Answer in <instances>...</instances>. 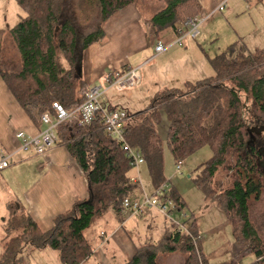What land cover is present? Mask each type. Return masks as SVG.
Masks as SVG:
<instances>
[{
  "label": "trees",
  "instance_id": "1",
  "mask_svg": "<svg viewBox=\"0 0 264 264\" xmlns=\"http://www.w3.org/2000/svg\"><path fill=\"white\" fill-rule=\"evenodd\" d=\"M16 1L25 16L9 35L20 62L16 66L3 63L5 33L0 29V77L33 118L46 113L54 116L55 102L69 112L76 110L90 89L81 74L82 54L105 37L103 25L108 19L136 0H76L82 18L92 21L95 14L99 18L88 33L77 26L74 13L67 14L71 0ZM200 16L198 0H165L164 8L149 22V33L156 39L161 31L172 29L182 37L186 23ZM209 63L213 76L182 88H165L140 113L125 110L126 136L144 158L155 189L167 184L164 144L176 164L210 148L212 157L197 168L194 182L199 188L208 183L215 186L212 193L221 201L242 250L237 259L224 264H239L248 255L255 257L252 264H264V239L249 209L251 201L260 202L264 195V131H258L264 128V50L251 52L237 41L226 52L209 58ZM131 69L111 73L105 82ZM107 110L116 112L104 106ZM163 114L169 122L165 142L158 132ZM56 136L84 172L89 198L57 216L47 231L38 227L19 201L11 203L0 264H24L28 249H52L61 264H85L94 254L88 236L91 227L108 212L121 216L123 200L136 198L140 184L129 176L131 159L104 130L102 112L89 125L82 126L77 120L61 123ZM221 174L228 177V183L219 188ZM167 189L163 201L172 202L173 210H181L183 199L173 188ZM187 223L182 228L174 224L162 241L138 248L122 264H159V256L177 252L185 255L184 264H208L200 251L196 223L188 227Z\"/></svg>",
  "mask_w": 264,
  "mask_h": 264
},
{
  "label": "crops",
  "instance_id": "2",
  "mask_svg": "<svg viewBox=\"0 0 264 264\" xmlns=\"http://www.w3.org/2000/svg\"><path fill=\"white\" fill-rule=\"evenodd\" d=\"M156 1H159L162 10L165 0ZM198 1L202 7V15H208L225 0ZM232 1L234 0H228L227 8L223 11L227 12L229 17L238 13L236 9L238 5ZM229 3H231L230 7ZM217 13L214 12L211 17ZM144 21L150 22V14L143 13L134 4L116 13L104 23L105 37L89 46L82 54L81 74L89 88L106 85L105 78L111 73L117 74L122 70L137 67H140L141 71L149 68L145 71L149 73H142L143 80L139 87H145L149 78H152V89H156V86L162 89L182 88L186 83H195L191 82L194 78L188 72L186 65L188 56L186 50L192 46V44L188 45L190 39L184 37L178 43L177 39H173L176 34L174 31L166 33L165 40L169 46L163 44L167 50L155 56L157 43L164 42L159 39L160 33L156 39L153 38ZM204 31L202 33H205ZM184 42L187 44H183ZM182 44L185 47L180 48ZM171 55L173 57L176 55L177 58L173 60ZM124 93L125 91L109 90L103 95L105 96L103 102H109L108 107L116 112L125 113L126 110L131 113L133 106L130 100L125 98ZM157 93L151 92V98L143 111ZM45 129L46 125L41 123L40 117H31L16 101L0 77V160L2 155L9 157V167L0 172V259L3 254V243L7 238L5 224L11 203L19 201L38 227L42 231H47L52 227L57 216L70 211L76 203L89 198L87 178L63 144L57 143L40 155L33 149L21 150L23 140L17 138V133L23 132L26 137L34 138ZM144 165L136 168L142 182V186H139L135 192L134 197L137 201H143L146 196L153 194L155 189L149 180L148 168ZM169 169L164 168L166 185L170 187L169 184L172 183L175 186L174 190L184 201L183 208L176 209L178 212H183L182 219L176 221L172 210L171 222L178 226L188 222L187 227L192 222L196 223L201 239L200 251L208 264H224L237 259L240 247L234 239L232 224L221 202L212 194L215 186L208 183L203 188L197 187L194 182L197 169L191 174L193 177L190 175L187 179L176 172L170 175ZM136 183H139V180H136ZM158 213L154 208L145 207L138 215L130 213V216L129 213L123 212L118 217L113 212L105 214L96 222L99 223L101 232L88 234L94 243V254L85 264H122L132 259L138 248L148 245L142 244L143 236L149 235L152 239L153 231L157 233L154 237L159 234L158 220L156 221ZM214 214L217 218L205 221ZM137 216L140 218H136ZM161 216L163 215L160 214ZM189 218L193 220L187 221ZM144 226L148 231L140 234ZM173 228L174 224L167 223V227L164 224L160 241ZM133 232H137V236ZM151 239L148 237L147 241ZM254 261V255H248L241 259L239 264H252ZM158 263L184 264L185 255L177 252L159 256ZM24 264H61V261L59 255L50 249L35 251L28 249L25 250Z\"/></svg>",
  "mask_w": 264,
  "mask_h": 264
},
{
  "label": "rangeland",
  "instance_id": "3",
  "mask_svg": "<svg viewBox=\"0 0 264 264\" xmlns=\"http://www.w3.org/2000/svg\"><path fill=\"white\" fill-rule=\"evenodd\" d=\"M158 2L159 1L156 0H136L135 3L138 6L139 10L143 11V13L150 14V20H151L160 11ZM232 2L238 5V7L236 8L238 13H234V16L229 17L227 15V12L225 13L218 12L214 17L213 16L208 17L206 21L202 24V26L199 28L201 35H197L196 37H191V36L188 37L190 39V43H188V45L192 44V46L190 49L186 50L188 55L186 57V65L188 72L194 78L191 82H196L197 80H202L210 76H213L214 72L209 63V58H213L215 56H218L226 52L228 47L237 41L240 42L242 41L245 44L246 48L251 52H255L257 49L264 50V0H234ZM230 4L231 3H229V7ZM69 7L70 10L67 12V14L74 13L76 15L77 26L82 28L81 30L84 33H88L92 31L94 26L99 21L97 15L96 14L93 15L94 17L92 21H87L86 19L82 18L80 10L78 9V6L76 4V0H71V2L69 3ZM24 16H25V12L19 6L16 0H0V29L3 30V32L5 33V37H4L5 49L2 58H3V63L8 64L9 66H16L20 62V53L17 47L12 42L9 35V31L12 28H14L20 22L21 18H23ZM144 23L147 25V28L149 30L150 23H148V21H144ZM203 30H205L204 31L205 33H202ZM166 33H173V30L165 29L161 31L159 39L164 42L163 43L164 45L169 46L165 40ZM184 34L181 38L179 35L175 34L173 39L174 40L177 39L179 43V39H183ZM199 36H202V38H199ZM183 44H187V43L184 42ZM183 44L180 45L181 46L180 48L185 47L183 46ZM171 58H173L174 60V58H177V56L175 55L173 57L171 55ZM148 69L149 68L141 71V75L142 73L143 74L149 73V72H145ZM151 79L152 78H149L147 80L148 82L145 85V87L142 86V87L130 88L125 91L124 93L125 98L127 100H130V103L134 108V109L132 108L131 113L134 112L135 114V112H141L140 110L143 111L145 106H147L148 104V100H150L151 98V92H159L164 89V88L163 89L158 88L157 86L156 89H152L153 87H151ZM142 80H143V76H142ZM102 88L107 89V84L103 85ZM104 97L105 96H102L101 102L102 104H104L105 107H108L109 102L106 101L104 103L103 102ZM117 114L120 116L125 115V113L123 112H117ZM168 129H169V122L166 115L163 114V118L158 125V132L163 142L166 141L168 135ZM211 157H212V151L208 147L197 151L196 153L192 154L191 156H189L187 159H185L180 163L182 169L181 171H179L180 173H178V175H182L181 176L182 178L187 179L188 176L190 177V175L193 173L195 169H197L201 164L208 161ZM164 164H165V168H170L169 169L170 175L171 174L173 175L174 172H176L177 164L174 162L173 157L166 144H164ZM144 167H147L146 163ZM137 170L138 169H136L135 167H132V169L129 172V176L133 177L137 181L139 180V184L140 186H142V182L139 179ZM148 176H149V180L151 181L150 175ZM191 176L193 177V175ZM221 176L222 177L219 178V181H217L218 185L216 184L219 188L226 186L228 183V177L222 174ZM169 186L170 189L171 188L174 189L175 187L172 183L171 185L169 184ZM218 187H216V189H219ZM155 190L156 189H154L153 194H151L149 197H153V195L155 194ZM194 191L197 192L196 190ZM217 199L219 200L218 197ZM249 209H250L251 220L257 226L260 236L264 239V195L260 202L251 201L249 203ZM173 213L175 215L174 219H176V221L182 219L183 212H178L177 210H173ZM131 214L129 213L130 216ZM134 215H138V214H134ZM157 217L158 219H156V221L158 220L157 226L159 229L158 233L160 235L158 234L154 237V234L157 233L153 231L152 233L154 239L153 238L151 239L149 235H147V237L143 236L144 238L142 237L141 240L143 241L142 243L143 245L145 244L150 245L151 243L152 244L159 243L163 236V225L165 224L167 227V223H170L172 225L175 224L172 223L170 219H167L163 216H161L162 217L161 218L159 213ZM136 218H140V216H137ZM212 218L213 219L217 218V215L215 214L210 215L209 219L207 217L205 221H210ZM98 224H96L95 222V224L88 231V234H90L91 232L100 233L101 230ZM145 229L146 226H144V230L141 231L140 234H145L148 231V229L146 230ZM133 233L135 236H137V232H133ZM148 237L149 239H151V241H147ZM50 250L54 251L52 249ZM241 252L242 250L240 248V253Z\"/></svg>",
  "mask_w": 264,
  "mask_h": 264
},
{
  "label": "built area",
  "instance_id": "4",
  "mask_svg": "<svg viewBox=\"0 0 264 264\" xmlns=\"http://www.w3.org/2000/svg\"><path fill=\"white\" fill-rule=\"evenodd\" d=\"M227 3L228 0L223 1L214 12L225 11L227 8ZM213 13L190 19L186 23L187 30L185 33L187 34H184V37H196L197 35H200L199 28ZM182 40L183 39H179V43ZM166 50L167 48L163 45V43H157L155 47V54L156 56L161 55ZM106 83L107 89L102 88V86L91 87L86 94L85 101L72 112L67 111L58 102L53 103L52 109L55 112V115L53 116L49 113H46L41 116V123L46 125V129L39 136L28 138L23 132L17 133V138L23 140L21 150L28 151L33 149V151L38 155L44 154L47 150L54 147L58 143V138L56 136V129L58 125L74 120H77L82 126L89 125L93 123L97 118V115L102 112L104 130L121 144L122 149L131 159L132 166L138 168L145 164L144 158L139 152L134 150L131 143L127 139L125 131V115L120 116L117 114V112L104 111V105L101 102L102 96L108 90L123 92L130 88L139 87L142 83L141 68H133L123 76L112 81L107 79ZM8 167L9 157L2 155L0 160V172L7 169ZM181 169V164L178 162L176 169L177 174L180 173L179 171H181ZM132 181L136 183V180L132 179ZM167 188L168 186L163 184L155 190L153 197H146L144 201L125 198L122 203L124 209L123 211L125 213L139 214L145 207H152L167 219L172 220L171 212L174 209V206L170 201H163V199L167 197L168 194ZM183 228L185 227L183 226Z\"/></svg>",
  "mask_w": 264,
  "mask_h": 264
},
{
  "label": "water",
  "instance_id": "5",
  "mask_svg": "<svg viewBox=\"0 0 264 264\" xmlns=\"http://www.w3.org/2000/svg\"><path fill=\"white\" fill-rule=\"evenodd\" d=\"M259 132H262V131H264V128H261L260 130H258Z\"/></svg>",
  "mask_w": 264,
  "mask_h": 264
}]
</instances>
